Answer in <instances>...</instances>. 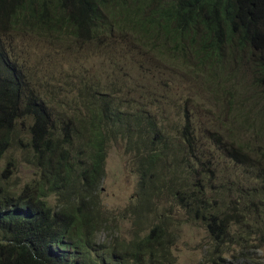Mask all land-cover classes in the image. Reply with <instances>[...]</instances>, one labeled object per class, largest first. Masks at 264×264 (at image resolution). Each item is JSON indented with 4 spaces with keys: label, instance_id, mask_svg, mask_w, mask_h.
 <instances>
[{
    "label": "trees",
    "instance_id": "1",
    "mask_svg": "<svg viewBox=\"0 0 264 264\" xmlns=\"http://www.w3.org/2000/svg\"><path fill=\"white\" fill-rule=\"evenodd\" d=\"M30 35L63 49L52 65L68 62L76 85L69 74L49 84L28 69L16 39ZM69 42L75 51L65 49ZM91 54L106 61L92 62L90 72L80 60ZM129 54L139 72L133 90L123 72ZM144 60L155 76L142 71ZM238 76L250 97L237 89ZM182 78L226 97L255 98L264 110V0H0V160L26 121V142L17 146L34 176L13 192L4 186L8 169L0 170V264H177L178 228L153 206L162 189L204 225L211 244L201 264H264L252 257L264 246V149L228 139L226 155L245 176L229 188L232 197L228 190L220 198L222 186L208 202L193 184L202 174L190 117L171 122L162 101L136 90L158 94L155 85ZM256 121L263 131L264 112ZM117 139L133 153L139 176L129 241L112 231L98 195L106 148ZM179 159L181 171L173 167ZM163 168L172 172L166 184ZM150 209L153 218L144 219ZM237 245L238 253H227Z\"/></svg>",
    "mask_w": 264,
    "mask_h": 264
},
{
    "label": "rangeland",
    "instance_id": "2",
    "mask_svg": "<svg viewBox=\"0 0 264 264\" xmlns=\"http://www.w3.org/2000/svg\"><path fill=\"white\" fill-rule=\"evenodd\" d=\"M16 40L18 50H23V60L27 61L28 69L30 66L32 72L35 71L42 81H46L49 84L61 83L63 80L62 74H69L72 76L74 84H77V78L69 73L71 68L68 62L59 60V65L56 68L52 65L53 55L60 53L58 56L60 57L63 54V49L58 48L53 42H49L48 39L44 40L34 35L20 36ZM68 45L71 46L65 47V49L72 47L73 51L76 50L75 43L69 42ZM66 52L65 55L68 54V51ZM95 60L105 59L104 56L100 58L98 54L96 56L91 54L88 59L83 58L80 62L83 61V67L91 72V69L94 68V63L92 62ZM125 62L128 64L125 67L126 71L123 72L130 74L129 78L125 80L129 88L133 90L130 82L132 78L138 79L137 74L139 72L138 69H130L134 62L132 55H126ZM144 62L145 66L142 71H145V74H149V78L155 76L154 73L156 71L153 70V65L146 60ZM111 70L112 68L109 65L106 71L109 74ZM115 74L114 72L112 76L115 77ZM238 77L240 78L235 82L237 89H247L245 94L250 97L251 90L248 84H243L241 76ZM104 82L107 81L105 80ZM148 82V80L144 81L145 84ZM75 85L73 86L75 87ZM227 86V90H231L229 87L233 88L234 84L232 86L228 83ZM155 88L158 94L153 95L147 93L146 89L137 88L136 90L139 95L141 93V96L145 98H157V100L162 101L165 106V114L171 122L181 120L183 124L186 112L195 129V138L198 145L196 147L198 149L197 157L201 163L200 166H196V170L197 172L200 171L202 176L197 177L195 182L190 179V184H192V181L193 184L199 183L201 190L204 192V198L208 202L212 201V196L216 192L221 193V187L223 186L224 193L221 194L220 198L224 199L229 188H233V185L239 180L242 181V177L245 176L244 168L226 155L224 149L227 146L226 141L230 138L237 139L240 143L249 140L251 145L255 147L260 145L258 151L264 149V130L262 129L263 131H261L260 126L258 127L260 123L256 121L260 114L264 112L262 101H258L255 98L249 99L246 96H244V99L241 96V98L226 97L207 83L196 82L195 85L186 78H182L177 82H167L163 87L155 85ZM164 88L166 90L162 91ZM64 94L74 95L75 91ZM138 94L136 96L139 97ZM237 111H239L238 117ZM22 119L25 120V118ZM243 121H246L249 125L241 124ZM26 137L27 122L24 121L19 124L18 135L15 142L13 141V146L0 160V170L8 169L9 171L7 172L9 177L6 179L4 186L13 192H18L22 186L34 178L32 166L29 164V157L22 152V147L17 146L19 140L25 143ZM126 148L120 139L112 140L108 144L106 148L105 173L98 188V195L101 205L109 213V223L115 226L112 231H116L122 239L129 241L133 228V219L136 217L132 212L138 199L139 176L133 153L127 151ZM8 163H11V165L8 166ZM174 166L180 171L184 169L181 159ZM159 172L164 184L172 178V172L169 173L168 169L163 168ZM183 176L186 175H181V177ZM241 181L239 182V188H241ZM166 192L164 189L161 190L157 198L153 199V206L156 205L159 214L169 215L173 220V225L178 228L176 231L178 239L172 247L171 254L176 259L177 264H201L205 252L211 244V239L204 225L200 221L186 218L173 195ZM229 192L232 197L234 193L231 190ZM144 214V219L149 216L151 219L154 216L151 209L144 212ZM149 218L148 220H150ZM102 237L104 238L105 236L102 235ZM239 251L240 247L238 245L227 249V253H238ZM254 251L256 256L252 255V257L257 260L260 258L259 262H264V246ZM251 252L253 251L251 250Z\"/></svg>",
    "mask_w": 264,
    "mask_h": 264
}]
</instances>
